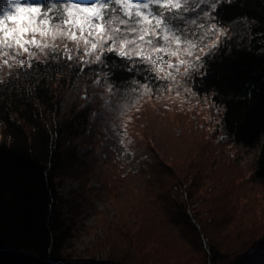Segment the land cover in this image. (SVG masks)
Returning <instances> with one entry per match:
<instances>
[{
  "label": "trees",
  "instance_id": "1",
  "mask_svg": "<svg viewBox=\"0 0 264 264\" xmlns=\"http://www.w3.org/2000/svg\"><path fill=\"white\" fill-rule=\"evenodd\" d=\"M216 15L225 26L238 17L256 23H250L243 36L227 38L215 60L209 62L202 82L196 77L200 85L196 91L200 96L210 93L212 101L224 105L220 110L223 134L243 149L258 151L254 178L264 183V37L257 35L264 33V0L222 3ZM227 45H231L230 51ZM48 63L53 71L33 72L27 78L22 73L18 81L13 75L0 84V264H73L66 254L73 232L70 215L77 211L66 206L60 189L66 179L87 186L85 182L100 161L93 156L96 160L89 164L79 144L86 137H95L91 135L97 126L95 109L87 106L67 114L62 111L66 85L81 75L70 72L66 61ZM58 63L65 64L63 71L55 70ZM82 75L96 78L87 68ZM128 75L117 71L115 79ZM150 162L148 158L141 163L142 175ZM114 177L110 183L116 185L121 178ZM174 179L165 199L159 196L163 204L158 208L160 220L154 223L176 228L185 243L182 248L168 249L157 237L155 224L146 226L141 218L135 230L119 232L110 251L105 253L101 248L96 258L81 264H170L169 259L176 264H221L222 245L230 234L217 232L213 218L207 217L211 213L208 209L206 214L196 210L197 205H205V198L194 199L200 186L197 178L191 177V183L177 176ZM206 220L213 228L209 229ZM228 220L224 216L222 224Z\"/></svg>",
  "mask_w": 264,
  "mask_h": 264
},
{
  "label": "rangeland",
  "instance_id": "2",
  "mask_svg": "<svg viewBox=\"0 0 264 264\" xmlns=\"http://www.w3.org/2000/svg\"><path fill=\"white\" fill-rule=\"evenodd\" d=\"M248 26L238 22L225 26V31L228 38L235 34L243 36ZM68 46L74 47L70 43ZM63 51L60 44V52ZM45 59L44 55L38 57V60ZM17 71L9 74L7 68H0V81L15 76ZM92 78L81 75L67 84L61 104L66 114L87 106L95 109L97 126L91 132L95 137H86L79 144L89 164L96 160L93 156L100 159L94 174L85 182L87 186L66 179L60 189L66 206L77 211L70 215L73 232L66 255L71 263L81 264L96 258L101 248L107 253L119 232L135 230L138 219H145L146 226L158 222V208L163 204L159 196L165 199L177 176L188 183L191 177L197 178L200 186L194 199L205 198V205H197L196 210H204L206 214L208 209L211 213L207 217L213 218L217 232L230 234L225 246L222 245L221 264H264V183L254 178L258 151L243 149L229 139L221 141L224 136L221 111L217 112L210 103L212 98L190 96L187 103L183 96L171 95L141 100L123 117L127 131L124 144L128 148L125 152L100 119L107 117L119 123L101 108L103 101L98 99L104 96L115 102V98L109 97L105 88L96 86ZM205 100L209 103L205 104ZM148 158L151 165L144 168L146 173L142 175L140 165ZM133 173L138 174L133 176ZM114 175L121 178L116 185L110 183L116 179ZM183 191L185 188L181 190L184 195ZM78 194L82 200L76 197ZM224 216L229 220L223 225ZM209 223L206 220L209 229L213 228ZM155 227L157 237L168 249L177 250L185 245L176 228L156 224ZM168 262L177 263L174 259Z\"/></svg>",
  "mask_w": 264,
  "mask_h": 264
},
{
  "label": "snow or ice",
  "instance_id": "3",
  "mask_svg": "<svg viewBox=\"0 0 264 264\" xmlns=\"http://www.w3.org/2000/svg\"><path fill=\"white\" fill-rule=\"evenodd\" d=\"M232 2L0 0V68H7L9 74L19 69L14 77L17 81L21 73L27 78L33 72L53 71L48 63L53 60L66 61L68 70L75 71L77 76L85 74L87 68L96 77L93 83L115 98L114 102L98 97L103 101L101 108L119 123L107 117L100 119L127 152L123 117L141 100L171 95L183 96L187 103L190 96L201 95L196 91L200 86L196 77L202 82L209 62L215 60L229 35L216 15L217 8L222 3ZM56 9L59 11H54ZM238 22L256 23L248 17H238L229 24ZM257 35L264 37V33ZM69 43L74 47L69 48ZM60 44L64 48L62 53ZM227 47L230 51L231 45ZM261 51L264 52V48ZM40 55L46 60L37 64ZM74 62L78 65L76 69L70 67ZM64 68L65 64L58 63L55 70ZM117 71L129 75L116 80ZM248 94L251 95V91ZM208 103L205 100V104ZM210 103L217 112L224 110V105ZM165 108L167 110L166 105ZM220 139L227 140V134ZM232 139L235 142L234 136Z\"/></svg>",
  "mask_w": 264,
  "mask_h": 264
}]
</instances>
